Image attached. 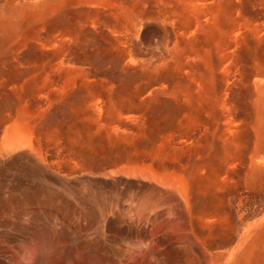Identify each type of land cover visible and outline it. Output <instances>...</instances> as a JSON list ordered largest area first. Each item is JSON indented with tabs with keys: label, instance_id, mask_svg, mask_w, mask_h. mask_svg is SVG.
<instances>
[{
	"label": "rangeland",
	"instance_id": "374dc122",
	"mask_svg": "<svg viewBox=\"0 0 264 264\" xmlns=\"http://www.w3.org/2000/svg\"><path fill=\"white\" fill-rule=\"evenodd\" d=\"M262 154L264 0H0V264H264Z\"/></svg>",
	"mask_w": 264,
	"mask_h": 264
},
{
	"label": "crops",
	"instance_id": "0c3cea01",
	"mask_svg": "<svg viewBox=\"0 0 264 264\" xmlns=\"http://www.w3.org/2000/svg\"><path fill=\"white\" fill-rule=\"evenodd\" d=\"M263 191H264V187L263 186L262 187H259L256 191H254V192H256L253 195L254 196V199L251 200V201H249L248 203H252V202L259 201L261 199V197L263 196V194H264ZM261 192H263V193L260 194ZM155 195L156 196H159L160 201H158V204L161 206V211L163 213L162 197H160V195H158V193H156ZM237 200H238V198H234L233 201H237ZM248 203H246V204H238L239 209H240L239 212H241L242 208L244 209L245 206ZM234 206H237V204L234 205ZM150 217H153V216H150ZM130 219L131 218H128V223H127V226H128L127 227V229H128L127 235H128V240H129V246L127 248L128 255L131 254V252H130L131 251V241H133V243L134 242H137L140 245L141 244H145V245L148 244L151 247L152 246H155L156 247V250L159 251L158 249H161L162 244L156 242L155 240H156V237L158 236L159 233H162L163 231H165L164 230L165 227H166L165 224H164V223H166L165 219L162 218V216H161V218L155 219V222L152 225V222L146 221V218H138L137 221H132L133 222V226L136 224V229L133 228V230L135 231V232H133L134 234H132V231L133 230H131V227L129 226V223H131V220ZM152 226L153 227L155 226V229L151 233L150 232V228ZM152 249H154V248L152 247Z\"/></svg>",
	"mask_w": 264,
	"mask_h": 264
},
{
	"label": "bare ground",
	"instance_id": "6f19581e",
	"mask_svg": "<svg viewBox=\"0 0 264 264\" xmlns=\"http://www.w3.org/2000/svg\"><path fill=\"white\" fill-rule=\"evenodd\" d=\"M253 158H254V156H253ZM254 162L257 164V165H259L261 168H263L264 167V154H262V155H259V156H257L256 157V159H254ZM228 167V166H227ZM263 216H264V214H263ZM250 221L252 222V224H254L255 226L256 225H258L260 222H261V219L260 218H256L255 216L254 217H252L251 219H250ZM238 223V226L240 227H243L244 226V224L246 223V222H243V221H241V220H239V222H237ZM254 237H255V235H254ZM255 239V238H254ZM253 241V240H252ZM254 244V243H253ZM230 250V249H229ZM228 250V251H229ZM237 252V251H236ZM235 252V253H236ZM234 253V254H235ZM241 253H243V252H241ZM240 256L242 255V254H239ZM229 256V255H228ZM235 257V256H234ZM225 258V257H224ZM195 264V263H194Z\"/></svg>",
	"mask_w": 264,
	"mask_h": 264
}]
</instances>
